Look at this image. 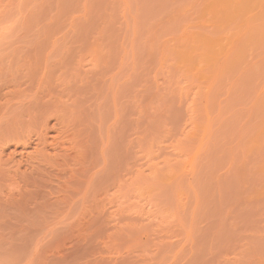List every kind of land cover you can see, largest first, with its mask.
Instances as JSON below:
<instances>
[{"label":"rangeland","instance_id":"rangeland-1","mask_svg":"<svg viewBox=\"0 0 264 264\" xmlns=\"http://www.w3.org/2000/svg\"><path fill=\"white\" fill-rule=\"evenodd\" d=\"M0 264H264V0H1Z\"/></svg>","mask_w":264,"mask_h":264},{"label":"bare ground","instance_id":"bare-ground-1","mask_svg":"<svg viewBox=\"0 0 264 264\" xmlns=\"http://www.w3.org/2000/svg\"><path fill=\"white\" fill-rule=\"evenodd\" d=\"M0 2H1V0H0ZM58 119H59V117H58Z\"/></svg>","mask_w":264,"mask_h":264}]
</instances>
